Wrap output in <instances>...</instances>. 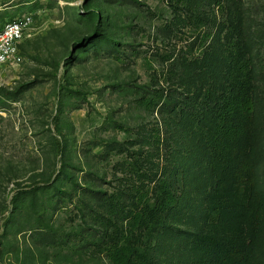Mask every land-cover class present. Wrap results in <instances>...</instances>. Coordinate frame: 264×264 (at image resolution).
<instances>
[{
    "label": "rangeland",
    "instance_id": "1",
    "mask_svg": "<svg viewBox=\"0 0 264 264\" xmlns=\"http://www.w3.org/2000/svg\"><path fill=\"white\" fill-rule=\"evenodd\" d=\"M194 1L0 0V19L34 16L0 67V264H111L110 236L150 264H226L220 255L249 246L252 226L264 252V213L250 220L248 196L208 176L217 151L205 143L207 101L238 87L231 27L253 61L243 140L264 187V0ZM176 167L178 204L157 239L131 218L110 222L120 199L131 212L160 208L158 180Z\"/></svg>",
    "mask_w": 264,
    "mask_h": 264
},
{
    "label": "trees",
    "instance_id": "2",
    "mask_svg": "<svg viewBox=\"0 0 264 264\" xmlns=\"http://www.w3.org/2000/svg\"><path fill=\"white\" fill-rule=\"evenodd\" d=\"M202 2L212 3L220 7L225 4H223V0H195L193 6L199 9ZM196 22V26H199L206 21L205 19L197 18ZM237 32H239L238 29L229 27L227 34L229 37L228 50L232 62V66L229 69V77L237 80L238 87L231 91V85L227 84V90L222 98L223 101L219 105H217L215 100L207 101V111L211 112L207 122L212 128L205 133V143L211 146L212 151L217 152L209 160L206 168L208 176L216 180L215 184L217 185L218 183L219 187H223L224 192L229 194V197L237 200L235 190L241 196H248V201L250 202L248 218L256 221L257 211L262 210V213H264V187H261L257 180L256 161L251 151L248 150H251L252 147L243 140L255 111L254 92L256 84L253 80V61L247 49L241 45L242 43L239 42V38L235 35ZM207 93V98H209L211 91L208 89ZM169 111H174L173 105H170ZM175 116L178 117L179 114L175 113ZM191 119L194 120L195 118L192 117ZM203 158L206 157L204 156ZM189 166V163H184V167L179 169V175L188 169ZM178 167L170 170L168 174H164L158 180L156 192L162 198V206L160 208L146 206V209H138L131 212L124 205L125 199H120L117 202L109 203L114 204V208L112 206L107 207L112 219L110 222L115 221V219L116 221L125 222L131 218V229L135 230L142 227L150 229L152 227L151 231L154 230V234L150 235L149 233V239L151 236L149 242L157 239L158 235L166 229L165 222L169 218V211L175 209L178 204L176 188L173 186L171 178V175L175 177ZM144 196L147 195L143 194L139 199L143 200ZM99 200L105 203L109 198L104 201L102 199ZM135 200L136 198L133 197V202ZM157 222L159 223L157 224ZM251 230L252 233L249 239L252 242L249 246L241 248L244 243L231 245L220 255V260H224L226 264H264V252L255 245L257 229H253L252 226ZM175 233L176 229L173 230L172 234ZM108 240L109 246L106 247V250L111 264H150L147 258H143L145 254L142 249L134 245H127V243L121 245L117 236H110Z\"/></svg>",
    "mask_w": 264,
    "mask_h": 264
},
{
    "label": "built area",
    "instance_id": "3",
    "mask_svg": "<svg viewBox=\"0 0 264 264\" xmlns=\"http://www.w3.org/2000/svg\"><path fill=\"white\" fill-rule=\"evenodd\" d=\"M33 13L27 12L11 20L0 19V67L15 61L19 45L33 24Z\"/></svg>",
    "mask_w": 264,
    "mask_h": 264
}]
</instances>
